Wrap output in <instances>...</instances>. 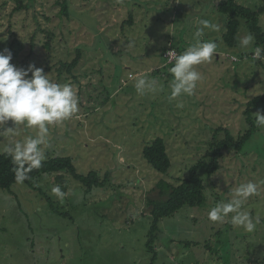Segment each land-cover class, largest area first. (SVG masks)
Listing matches in <instances>:
<instances>
[{
	"label": "rangeland",
	"instance_id": "obj_1",
	"mask_svg": "<svg viewBox=\"0 0 264 264\" xmlns=\"http://www.w3.org/2000/svg\"><path fill=\"white\" fill-rule=\"evenodd\" d=\"M63 1L68 17L61 13ZM223 1L36 0L16 11V0H0V52L10 50V63L18 68H43L53 82L71 84L79 96L78 113L50 127L44 160L70 157L77 173L94 170L108 178L104 188L89 193L65 172L34 179L36 190L24 182L0 189V264H149L148 201L161 198L158 184L186 178L213 137L223 138L216 129L234 137L249 129L246 104L264 95V66L250 59L254 43L229 48L222 41L226 17L218 8ZM237 2L257 9L264 29V0ZM132 8L138 21L122 27L125 10L132 13ZM200 19L216 25L200 39L215 41L219 55L194 66L202 79L192 96L169 99V69L175 62L166 64L161 53L171 44L182 54L195 43ZM48 33L50 51L43 45ZM245 35L242 28L240 40ZM77 50L82 59L73 76L59 73V64L71 62ZM141 77L156 81L144 94L135 88ZM258 112L264 115V103L252 110L256 132L243 149L224 150L212 177L199 172L203 207L185 206L159 221L156 264H264V127L255 123ZM13 127L9 121L0 128V153L36 135L23 126H17L19 135L6 131ZM157 137L167 144L168 174L155 171L142 154ZM249 181L257 184V194L242 210L258 221L255 230L234 226L232 214L224 222L210 221V209L230 201ZM56 186L65 193L63 200L53 194Z\"/></svg>",
	"mask_w": 264,
	"mask_h": 264
},
{
	"label": "clouds",
	"instance_id": "obj_2",
	"mask_svg": "<svg viewBox=\"0 0 264 264\" xmlns=\"http://www.w3.org/2000/svg\"><path fill=\"white\" fill-rule=\"evenodd\" d=\"M215 30L216 25L208 19H200L194 33L195 43L191 44L182 54L175 55V63L169 69L173 76L169 99H176L182 95L192 96L201 81V74L194 66L211 62L218 54L215 41H203L200 37L204 30ZM252 34L245 35L240 40L241 48L252 45ZM261 48L257 47L253 53L254 60H264ZM233 61L238 57L231 56ZM12 54L5 49L0 52V128L11 121L15 127L6 131L19 135L17 126L36 130L35 136H26L14 144H9L7 152L15 166V178L18 183L29 179L33 169H39L45 159L44 149L49 146V130L53 125H59L78 113L79 96L73 86L68 83L53 82L43 68L29 64L27 68H18L11 64ZM31 74V75H29ZM156 81L146 77L138 78L135 82L137 93L144 94L155 87ZM257 127H264V115L256 113ZM53 194L63 200L65 193L60 186L52 189ZM257 194V184L247 182L235 189L233 198L228 202L218 203L208 212L212 222H224L231 215L234 226H240L247 232L256 228L251 214L242 210V205L251 196Z\"/></svg>",
	"mask_w": 264,
	"mask_h": 264
},
{
	"label": "trees",
	"instance_id": "obj_3",
	"mask_svg": "<svg viewBox=\"0 0 264 264\" xmlns=\"http://www.w3.org/2000/svg\"><path fill=\"white\" fill-rule=\"evenodd\" d=\"M36 0H16L18 4L16 11L29 9ZM220 14L226 17L225 32L222 35V41L229 48H235L240 43V34L242 28L247 34H252L254 37V49L259 47L264 50V29L260 25L259 13L257 9L244 7L238 4L237 0H224L218 8ZM61 13L68 17L67 7L64 1L61 3ZM133 20L130 14L129 21ZM131 25V24H129ZM53 35L48 33L47 41L44 48L50 51ZM169 48L179 50L169 44ZM167 47V48H168ZM166 48V49H167ZM164 49L163 52L166 50ZM162 52V53H163ZM161 53V56H162ZM254 53V52H253ZM253 53L251 58H253ZM248 55H241V59ZM264 56V51H262ZM82 59V52L77 50L75 58L71 62H61L57 71L61 73L65 70L68 74L78 67ZM253 62L264 66L263 60H254ZM264 103V95L256 96L246 104L244 112L245 121L249 125L244 133L234 137L227 129L218 128L215 133L223 132V138L214 136L207 152L203 159L198 160L188 170L186 178L180 183L174 185L166 181H161L158 185L161 189L160 199H149L148 206L150 208V215L152 217V226L148 234L147 250L150 254L149 264H156L158 255L155 248V242L158 238L159 221L163 218H169L183 207L202 208L205 202V183L204 179L200 177L199 172L204 171L207 178L212 177L220 169V159L223 156L224 150H231L240 152L246 143L251 139L256 132L255 124L253 123L252 110L259 104ZM144 159L157 172L168 174L171 170V160L167 151L166 141L160 137L155 138L149 145L145 146L142 151ZM15 166L7 152L0 153V189L9 190L13 184L18 183L15 178ZM68 173L77 182L85 188L86 192H92L94 189L104 188L108 182L107 176L103 179L97 171H90L86 175L77 173L73 161L70 157H53L42 161V166L39 169H33L28 175L29 179L24 181L32 189L36 190L33 180L41 175H51L56 173ZM59 181L61 176H58ZM63 189V188H62ZM188 246L190 244H187ZM209 249V247H208Z\"/></svg>",
	"mask_w": 264,
	"mask_h": 264
},
{
	"label": "built area",
	"instance_id": "obj_4",
	"mask_svg": "<svg viewBox=\"0 0 264 264\" xmlns=\"http://www.w3.org/2000/svg\"><path fill=\"white\" fill-rule=\"evenodd\" d=\"M174 53L175 55H179L178 51L174 48H167L162 53V59L166 64H173L175 62L174 57L172 55H168V53Z\"/></svg>",
	"mask_w": 264,
	"mask_h": 264
},
{
	"label": "crops",
	"instance_id": "obj_5",
	"mask_svg": "<svg viewBox=\"0 0 264 264\" xmlns=\"http://www.w3.org/2000/svg\"><path fill=\"white\" fill-rule=\"evenodd\" d=\"M126 11V13H127V20H125L123 23H122V27H124L125 25L126 26H129V27H131V26H134L135 25V21L137 22L138 20H136V19H134L135 17H134V15H135V11H133V8H132V13L130 12L129 13V11L126 9L125 10ZM131 11V10H130ZM134 12V13H133ZM120 14H122L121 12H120ZM130 14L133 16V20L132 21H129V16H130ZM129 24H131V25H129ZM222 37V36H221Z\"/></svg>",
	"mask_w": 264,
	"mask_h": 264
}]
</instances>
